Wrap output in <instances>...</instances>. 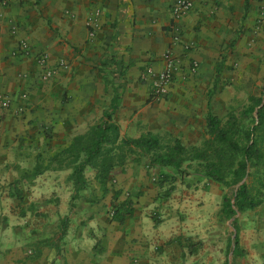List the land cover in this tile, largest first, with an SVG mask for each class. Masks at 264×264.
<instances>
[{
	"label": "crops",
	"instance_id": "crops-1",
	"mask_svg": "<svg viewBox=\"0 0 264 264\" xmlns=\"http://www.w3.org/2000/svg\"><path fill=\"white\" fill-rule=\"evenodd\" d=\"M173 1L0 0V96L8 102L6 108H0L1 181L28 178L41 149L43 131L67 133L72 118L100 117L110 90L104 91L98 67L109 56L123 67L122 75L113 79L120 93L113 120L120 135L129 139L139 137V132L165 134L184 147L194 146L205 131L208 92L212 114L218 103L231 108L233 102L260 97L264 17L261 21L259 17L262 10L264 14V0H190L191 8L178 19L170 15ZM88 18L96 20L92 37L86 27ZM20 41L28 45L29 55H21ZM167 50L177 69L166 96L153 99L147 80L139 75L146 67L160 70L161 55ZM43 54L50 68L60 61L67 65L46 82L40 80L35 61ZM192 63L196 66L190 72ZM129 218L121 225L113 223L125 235L119 232L112 258L99 251L94 255L92 246L76 233L53 245L55 251L49 255L28 260L19 254L9 259L4 254L0 264H104L106 260L153 264L157 258L138 249V244H129L137 232ZM246 258L249 264H264L259 255ZM195 259L199 262L200 256Z\"/></svg>",
	"mask_w": 264,
	"mask_h": 264
},
{
	"label": "rangeland",
	"instance_id": "rangeland-1",
	"mask_svg": "<svg viewBox=\"0 0 264 264\" xmlns=\"http://www.w3.org/2000/svg\"><path fill=\"white\" fill-rule=\"evenodd\" d=\"M66 97L64 94L63 98ZM246 104L244 100L237 101L231 108H225L218 103L213 114L223 121L229 113L237 115ZM96 121V117L72 118L70 132L43 131L34 165L40 173L33 175V167L24 180H0V257L8 254L12 259L19 254L21 259L31 260L37 255H49L55 251L53 245H60L69 234L76 233L92 246L94 255L99 251L107 259L116 256L117 236L125 230L108 221L104 207L109 204L112 192L120 188L134 202L135 212L128 222L136 224L137 232L129 244H138V249H146L157 258L153 264H249L246 257L250 254L264 259V199L259 209L235 214V231L231 220L219 215L221 197H229L232 188H221L190 173L175 174L168 168L162 171L169 177L158 187V168L148 167L145 158L139 165L126 161L123 167H115L103 197L94 172L86 171L85 187L74 196L71 182L68 177L65 179L71 171L69 160L59 157L53 161L52 157ZM58 122L62 125V121ZM137 134L142 136L140 132ZM200 134L201 140L194 146L206 138L205 131ZM159 137L163 143L173 139L165 134ZM243 180L249 186L254 185L250 177ZM89 196H94L98 203L92 206L84 203ZM233 233H237L241 252L236 257L231 254ZM161 254H165L163 260ZM196 255L200 256L199 262L194 260ZM104 264L112 263L106 260Z\"/></svg>",
	"mask_w": 264,
	"mask_h": 264
},
{
	"label": "trees",
	"instance_id": "trees-1",
	"mask_svg": "<svg viewBox=\"0 0 264 264\" xmlns=\"http://www.w3.org/2000/svg\"><path fill=\"white\" fill-rule=\"evenodd\" d=\"M122 68L110 56L100 62L98 73L104 91L110 90L106 108L83 134L72 137L69 144L52 157L53 161L59 157L69 160L71 171L68 179L74 196L85 187L83 173L86 171L94 172L103 197L108 192L106 182L115 167H123L126 161L139 165L145 158L148 167L158 168V187L169 177L162 171L168 168L175 174L190 173L221 188H232L229 197H221L219 215L221 219L231 220L236 231L235 214L256 209L264 199V85L260 97H248L246 106L237 115L229 113L223 121L210 112L211 92H208L206 138L199 146L184 147L177 139L163 143L159 136L149 133L135 139L120 135L113 120L120 93L113 79L122 75ZM218 71L219 68L216 75ZM39 173V167H34L33 175ZM249 177L254 181L252 186L243 180ZM120 195V190L113 191L109 204L104 207L108 221L118 225L132 215L134 205L130 194L119 200ZM84 203L92 206L98 200L89 196ZM231 245L232 256H240L237 233L231 238Z\"/></svg>",
	"mask_w": 264,
	"mask_h": 264
},
{
	"label": "built area",
	"instance_id": "built-area-1",
	"mask_svg": "<svg viewBox=\"0 0 264 264\" xmlns=\"http://www.w3.org/2000/svg\"><path fill=\"white\" fill-rule=\"evenodd\" d=\"M191 8L190 0H174L170 7V15L172 19H178L184 14H186ZM94 15L97 16V12H94ZM264 17L263 10L260 14L259 20L261 21ZM96 20L95 18H88L86 21V27L88 28V36L92 37L93 32L96 29ZM175 41V37L172 39ZM18 50L21 55H29L30 50L28 45L24 41H20L18 45ZM35 61L40 70V80L46 82L50 80L56 73L57 69H66L67 65L64 62H58L56 67L50 68L47 66L45 55H38L35 57ZM162 67L160 70H153L150 67H146L139 75L141 79H146L148 82L150 95L153 99H160L166 96L168 88L172 79L173 72L177 69V63L173 58L172 54L167 50L164 51L161 55ZM195 63L191 64L189 71L192 72L195 67ZM20 99H23L24 96L21 94ZM8 105L7 99L0 96V108H6ZM19 111V109H18Z\"/></svg>",
	"mask_w": 264,
	"mask_h": 264
},
{
	"label": "water",
	"instance_id": "water-1",
	"mask_svg": "<svg viewBox=\"0 0 264 264\" xmlns=\"http://www.w3.org/2000/svg\"><path fill=\"white\" fill-rule=\"evenodd\" d=\"M243 181H241L239 184H241ZM234 237V233H233V235H232V237L231 238H233Z\"/></svg>",
	"mask_w": 264,
	"mask_h": 264
}]
</instances>
